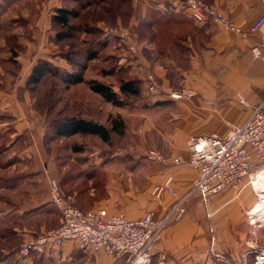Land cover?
<instances>
[{
    "label": "crops",
    "instance_id": "obj_1",
    "mask_svg": "<svg viewBox=\"0 0 264 264\" xmlns=\"http://www.w3.org/2000/svg\"><path fill=\"white\" fill-rule=\"evenodd\" d=\"M155 1L157 9L163 8L164 3L168 2L167 7L171 11L161 9L162 11L174 13L184 11L181 8V0ZM202 1L216 13L224 15L240 27L242 33L227 29L213 16H209L203 24L195 23L197 27L202 28L187 38L189 53L185 54L188 58L186 66L176 62L179 54L177 51L175 53L169 51V56L158 57L155 45L147 46L149 57L153 61L150 66L165 87L175 89L174 85L177 84L179 88L186 87L196 92L192 99L167 101L166 105H161V108L169 110L164 119L165 124L146 122L148 125L140 131L142 135L137 132L145 138L153 135L151 141L146 144L147 149L155 148L166 157L183 156L188 159L191 154L188 140L191 137L201 135L223 137L232 126L243 125L249 118L251 110L241 103V98L247 100L252 107L264 104V25L258 32L253 33L251 30L254 23L264 16L261 0ZM155 43L157 44V40ZM166 44L164 40V45ZM44 47L46 45L42 43L40 56L36 61L56 54V52L50 54ZM254 48L259 49L261 57H255ZM30 50L31 44L28 55ZM20 60L23 63L21 73L11 90H8L13 92L4 96L5 94L2 95L3 92L0 91L1 108L17 111V118L12 123L14 135L18 137L26 130L35 129L33 119L31 126L29 123L31 118L19 114V111L24 113L25 108L29 106L25 104L24 98L22 101L19 100L18 88L25 87L27 76L30 75V73L27 75L25 70V62ZM5 125L11 126L9 121ZM3 127L4 124L1 128ZM197 176L198 170L187 164L164 166L152 163L148 165L147 184L140 197L138 196L140 191L131 187L123 193L121 184L115 179L108 190V198L95 203L93 208L85 206L87 204L85 202L84 206L82 205L83 211L105 209L109 215L123 214L130 221H138L147 212L153 211L157 218H161L173 205L189 195ZM169 178H172L171 185L177 195L165 192L157 199L153 195V189ZM249 187L244 185L242 191L228 187L216 195L208 206L198 195L186 199L185 213L181 219L168 224L154 244L152 264H252L253 256L250 252L255 246L251 248L248 246L250 243L246 236L245 229L248 230V227L245 222L249 220L247 213L251 209L253 211L261 200H258L255 191ZM94 190L91 188L89 193L87 192L92 199L95 196ZM257 192L259 193V189ZM68 198L77 201L74 194ZM48 202L50 201L44 203H47V207L50 205ZM47 207L39 209L38 218L44 215L50 220L51 209H46ZM20 212L19 219L23 220L24 224L18 223L14 228L18 235L38 237L49 233L50 231L45 232L49 229L53 231L57 228L47 227L46 222L40 224L39 229L33 224L26 226V222L33 221L37 216H24L23 211ZM259 217L260 215H257L258 219ZM231 227L234 228L230 231ZM8 261L7 264H126V258L112 259L103 253L81 251L74 242H68L60 248L51 247L46 255L40 257L32 256L22 262H17V258Z\"/></svg>",
    "mask_w": 264,
    "mask_h": 264
},
{
    "label": "rangeland",
    "instance_id": "obj_2",
    "mask_svg": "<svg viewBox=\"0 0 264 264\" xmlns=\"http://www.w3.org/2000/svg\"><path fill=\"white\" fill-rule=\"evenodd\" d=\"M200 1L204 3L202 0ZM133 4L136 13L135 16H132L127 25L121 23L114 27L110 24L102 22L98 23V21L90 24H95L96 27L101 29L100 40L104 39L108 46L103 52H101L99 58L90 62L86 77L87 79L97 78L102 82L111 84L116 90H118L120 80H126L129 78L138 79L142 84V93L140 97H132V104L125 107H115L112 104L105 102L100 96L91 92L86 84H82L73 86L65 92L66 98L64 100V103H73L75 100L79 99L78 101L83 103V108L86 111L90 110L95 113L98 109L103 116L101 117L102 119H100L104 122L110 115L122 116L127 125L125 136L113 137L111 145L104 144L101 140L94 137L77 136L68 141H49V136H47L49 126L45 116L46 113H44L43 110L40 112L35 110L32 106L33 101L29 93L26 91V93L23 94L20 91V95L22 93L21 96L25 99V104L29 107L25 108L24 113L19 111V114L20 116L31 118L29 123L31 126L32 124H35V126H33L35 129L26 130L18 137L14 135V125L12 123L17 118V111L12 110L11 108H1L0 104V223H3L6 229L9 226H16L13 224H24L23 220L19 219L21 218L19 214L21 213L20 211H23L24 216L32 215V217H34L37 216V214L39 215V209H44L45 206L47 207V203L44 204L47 201H50L48 202V205H50L46 209H51L55 212V214L53 212L50 216V220L48 216L47 218L44 215L40 218L37 216L33 221L26 222L25 225L32 226L33 224V226H38V229L40 228V224H43L44 222H46L47 227H51V229L60 225L62 213L51 202V181L53 180L56 181L65 200L70 201L66 195L70 188L75 186L76 189L78 187V190L81 189L82 192H86V194L80 197L78 201H75L76 204L80 206V201V204L84 206V203L87 202L85 206L93 208L95 203L108 198V190L115 179L121 184V188L124 190L123 193L127 192L129 187H131L135 188L138 192L140 191L139 195L137 194L139 197L143 194L141 191L147 184L146 175L148 173V165L152 163L161 164L148 161L146 158L147 153L156 151L169 160H173L176 157H182H166L161 151H158L155 148L147 149L146 144L148 141H151L153 135L149 136L150 138L140 136L142 135V132L140 131L144 130L146 122L151 124H165L164 119L167 117L169 110L161 108L163 105L154 106L155 102L168 101L162 97H167L168 93L174 91L193 92V97L196 96V92L190 88H179L178 85H174L175 89H173L165 87V85L161 83L155 71L150 66L153 63L151 60L152 58L149 60L144 55V45L139 39L136 31L139 21L146 15V8L156 10L166 9L167 11L171 10L167 7L168 2L164 3L165 6L163 8L158 9L155 0H133ZM181 4V8H183L184 11H187L185 15H189V17L197 24H203L209 16L215 17L213 14L206 12L205 20L203 22H198L193 18L189 9L186 8L185 0H181ZM204 4L209 9L211 8L206 3ZM64 5L78 7L77 3L68 0H15L7 7L6 13L0 19V24H2L3 27V29H1L2 31L0 30V91L3 92L2 95L5 94L4 96H8L7 94L13 92L8 91L13 87L10 85L12 78L6 74L4 71L5 66L2 64V60L12 57V54L9 52L8 48H6L5 38L7 39L9 46L12 45L11 37L14 35L18 36V40L21 43L22 48L25 50L24 53L18 57V61L19 59H22L25 62V70L27 71V75H29L31 72L29 68H33L37 63L36 60L38 56H40L39 50L42 43L46 45L44 48H47V51L50 54L56 52L55 55H57L59 53L60 48L51 42V38L55 34L52 28L51 16L56 8ZM103 7V5L99 8L95 6L88 7L85 11L82 10V16L86 19L87 16L91 14L93 15L94 12L100 14ZM115 30L126 32L134 38L147 71L151 73L156 80L160 91L159 95H148L146 74L143 69H140L135 65V58L129 50L128 45L117 38H112L110 40L106 39L105 33L107 31ZM41 38L43 39L40 40ZM47 41L48 43L46 44ZM30 44L31 50L28 55L27 52ZM51 56H54V54L49 55L48 58ZM54 61L62 68H69L68 64L57 56H55ZM19 62L23 67L21 60ZM9 67L14 68V65H10ZM20 82H22V80ZM50 85L51 84L44 88V92L50 89ZM193 97H185L178 101L192 99ZM15 103L18 104L17 101ZM61 106L62 104L58 106V108ZM53 113H55V111H53ZM53 113L50 116H55ZM8 121L11 126L5 125ZM31 122L33 123L31 124ZM3 124L5 127L1 128ZM137 132L140 133V135ZM75 146L84 148L83 152H73L72 147ZM99 153L104 154L101 157L98 156ZM74 171V175L84 171L82 175L84 177L81 176L82 178L75 180L73 182L74 184H67L64 182L62 185L61 182L64 181L66 175ZM89 177H91L90 180L88 179ZM79 183L82 184L77 186ZM91 188L95 189V196L93 199L88 195ZM249 188L252 189L251 186ZM74 195H76V193H74ZM91 210L94 209H89L87 211ZM251 211L252 209L250 212ZM17 220L20 222H16ZM245 225L248 227V230L245 229V231L247 232L246 236L248 243H250H246V245L248 244L250 248L253 246L264 248V222L258 221L257 224L252 225L250 219H247ZM233 228L234 227H231L229 230L231 231ZM49 231L51 230L49 229L45 232ZM24 236L18 235V240H12L11 238L8 239V236L0 239L2 246H6L8 243H13V245L18 248L15 250L14 256L8 258L9 261H14L15 258H17V262L25 260L19 255L20 245L23 240L28 237ZM213 243L214 242L212 241V244ZM6 253H8V251H6ZM5 264H7V262Z\"/></svg>",
    "mask_w": 264,
    "mask_h": 264
},
{
    "label": "built area",
    "instance_id": "obj_3",
    "mask_svg": "<svg viewBox=\"0 0 264 264\" xmlns=\"http://www.w3.org/2000/svg\"><path fill=\"white\" fill-rule=\"evenodd\" d=\"M264 7V0H261ZM193 18L198 22L205 20V13L213 14L227 29L242 33V29L229 21L224 15L211 10L200 0H185ZM264 25V16L252 26V32H258ZM106 39L117 38L128 45L135 65L146 74L148 95H159L154 76L146 69L140 50L134 38L121 31H107ZM255 57H261L258 48L253 49ZM193 92H170L165 100L178 101L193 97ZM241 103L251 110L249 118L241 126H232L223 136H193L188 141L190 157H176L173 160L164 158L156 151L146 154L151 162L163 165L187 164L198 170L189 195L177 202L163 217L157 218L156 213L149 211L138 221H130L124 215H109L105 209L83 211L65 200L55 180L51 181L52 203L62 213L60 225L47 234L38 237H27L19 248L22 259L32 256L46 255L51 247H63L68 242H74L81 251L103 253L112 259L126 258V264H152L154 244L164 229L171 222L178 221L185 213L184 203L193 195L201 197L208 206L213 198L228 187L242 191L244 185L251 186L258 200L257 173L264 168V104L252 107L247 100L241 98ZM172 178L165 184L156 186L153 195L161 198L168 192L176 196L171 185ZM211 216V215H209ZM251 224L257 217L252 211L247 214ZM259 221V220H258ZM252 264H264V248L258 246L251 249ZM221 257L220 255H216ZM163 264V263H160Z\"/></svg>",
    "mask_w": 264,
    "mask_h": 264
},
{
    "label": "trees",
    "instance_id": "obj_4",
    "mask_svg": "<svg viewBox=\"0 0 264 264\" xmlns=\"http://www.w3.org/2000/svg\"><path fill=\"white\" fill-rule=\"evenodd\" d=\"M14 1L0 0V19L6 13L7 7ZM68 1L77 3L78 7L64 5L56 8L51 16L52 28L55 32L51 42L57 45L60 51L57 55L37 61L28 76L25 87L18 88L19 100H23L21 95L27 91L32 98L34 109L39 112L43 110L46 113L45 116L49 126V132L47 133L49 141H68L77 136L94 137L101 140L104 144L111 145L113 137L126 135L127 125L122 116L110 115L104 122L101 120L103 116L98 109L95 113L90 110L86 111L83 108V103L78 101L79 99L73 103H64L65 92L73 86L86 84L91 92L115 107H125L132 104V97H140L142 84L138 79H122L118 90H116L111 84L102 82L97 78L87 79L86 77L90 62L99 58L101 52L108 46L104 39L100 40L101 29L96 27L95 24H90L98 21V23L102 22L114 27L121 23L127 25L136 13L133 0ZM102 5L104 7L101 9L100 14L94 12L93 15L87 16L86 19L83 18L82 10L85 11L92 6L99 8ZM195 23L189 15H185L184 11L174 13L146 8V15L136 27L139 39L144 45V55L147 59H150L147 46L153 44L158 57L169 56V51L174 53L177 51L179 53L177 55V63L186 66L188 62L186 55L189 53L187 38L193 36L197 30L202 28L200 26L197 27ZM1 29H3L2 24H0ZM156 40L157 44L155 43ZM164 40H166V45H164ZM5 41L6 48H8L12 57L2 60V64L5 66L4 71L6 74L12 78L10 85L14 86L15 79L22 68L18 57L25 50L22 48L17 35L11 37L12 45L8 46L6 38ZM55 56L63 59L69 68H62L57 65L54 61ZM10 65H14V68H10ZM49 84H51L50 89L44 92V88L48 87ZM20 91L22 92L21 95ZM167 103V101H157L154 106L166 105ZM61 104L62 106L58 108ZM52 113L55 116H50ZM72 150L75 153H82L84 148L75 146L72 147ZM103 154L99 153L98 156L102 157ZM83 172L76 173V175H74L75 171L69 173L61 184L63 185L64 182L74 184L75 180L84 177L82 176ZM88 179L90 180L91 177ZM80 184L82 183L77 186H80ZM73 187L70 188L66 197L68 198L76 193V200L78 201L80 196L86 192H82L81 189L78 190V187L77 189L75 186ZM70 202L75 207L84 210L80 201V206L75 201L70 200ZM50 212L51 214L53 213L52 210ZM15 227L9 226L6 229L3 223H0V239L8 236V239L18 240V234L14 231ZM16 249L18 248L13 243H8L6 246H2L0 243V263L12 258Z\"/></svg>",
    "mask_w": 264,
    "mask_h": 264
},
{
    "label": "bare ground",
    "instance_id": "obj_5",
    "mask_svg": "<svg viewBox=\"0 0 264 264\" xmlns=\"http://www.w3.org/2000/svg\"><path fill=\"white\" fill-rule=\"evenodd\" d=\"M257 179V183H256V188L259 189V194L261 197V201H259L253 211L252 214L254 215H260V219H258L257 217L254 219L253 224L257 223V220L259 221H263L264 222V168L259 170L256 176Z\"/></svg>",
    "mask_w": 264,
    "mask_h": 264
}]
</instances>
